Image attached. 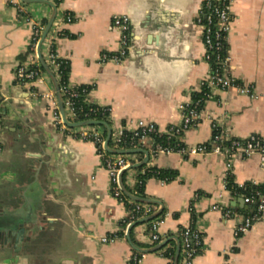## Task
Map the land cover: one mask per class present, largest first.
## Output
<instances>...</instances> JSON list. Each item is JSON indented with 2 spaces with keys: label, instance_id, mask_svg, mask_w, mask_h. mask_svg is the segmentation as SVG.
Here are the masks:
<instances>
[{
  "label": "crops",
  "instance_id": "1",
  "mask_svg": "<svg viewBox=\"0 0 264 264\" xmlns=\"http://www.w3.org/2000/svg\"><path fill=\"white\" fill-rule=\"evenodd\" d=\"M16 1L23 2L31 19L21 17L11 0H0V112L4 122L0 132V227L8 238L0 247V264H133L132 256L140 250L130 244L129 229L122 225L128 208L112 194L111 178L97 145L58 128L54 104L34 94L55 91L48 73H44L43 86L26 85L17 82L16 70L32 61L34 23L46 27L56 12L52 33L64 14L72 12L75 20L63 25L67 34L57 40V53L70 60L71 84H95L90 99L111 107L112 131L119 126L134 129L140 119L156 122L161 130L178 126L179 105L203 92L212 68L205 60L203 30L196 23L203 0ZM232 13L235 19L226 43L232 74L253 84L263 96L251 99L235 90L213 89L202 106L200 122L183 132L187 146L209 142L213 121L231 137L252 133L264 137V0H235ZM117 14L131 19V49L121 63H103L102 52L120 48V33L112 23ZM44 40L41 53L48 61V40ZM38 62L42 66L40 58ZM82 127L70 128L76 132ZM136 150L119 153L130 161L123 172L128 191L136 189L137 179L151 167L176 174L168 182L156 176L147 178L143 198L159 201L151 203V215L159 218L163 213L159 232L166 239L152 243L146 221L130 231L137 246L154 248L173 239L181 248L180 230L194 225L204 235L203 249L194 264H264V218L247 233L235 235L236 226L253 207L227 188L225 156L172 153L151 157L145 153L147 148ZM231 171L237 184L264 185L258 154L236 156ZM215 204L232 207L235 214L228 217L213 210ZM122 231L125 238L100 241L102 236ZM157 251H141V264H167L168 258Z\"/></svg>",
  "mask_w": 264,
  "mask_h": 264
},
{
  "label": "built area",
  "instance_id": "2",
  "mask_svg": "<svg viewBox=\"0 0 264 264\" xmlns=\"http://www.w3.org/2000/svg\"><path fill=\"white\" fill-rule=\"evenodd\" d=\"M16 5L19 15L30 20V16L25 10L22 1L11 0ZM235 0H203L200 12L196 18V23L203 30V41L205 44V60L211 64V72L203 83V92L201 96L195 97L190 102H184L179 105L181 116L180 125H170L165 130H161L154 121L138 120L134 129H127L124 126H119L112 131L113 144H109L112 149H139L147 148L148 155L157 157L164 154L180 153L182 155L216 153L221 154L227 159V179L232 174L233 159L236 156L249 158L254 155L261 156V164L264 168V137L257 133H252L247 137H231L221 127L217 121H213V134L209 142L198 143L187 146L182 135L185 130L197 125L202 118V106L206 99L211 95L213 89L235 90L240 95L249 96L251 99H259L263 94L259 93L253 84L245 83L237 79L232 74L231 56L226 48L227 38L232 29V23L235 19L232 13V6ZM75 20L72 12H66L64 17L55 24L54 32L50 33L47 39V58L56 70H59L61 63L57 59H62L69 63L68 58H63L57 53L55 44L62 36L64 29L63 25L71 23ZM113 26L120 33V48L116 52L104 51L100 55V61L103 63L112 61L121 63L129 55L131 49V32L132 22L127 15H114L112 17ZM45 25L41 22H35L33 25V36L31 42V51L33 53L32 61L28 64L18 66L16 70V79L20 84L40 85L45 83V75L41 70L38 62L39 50L42 52V34ZM58 76H61V71H58ZM95 84L74 85L70 82L64 90L67 93L65 100V108L67 110L66 117L70 122L96 120L91 117L92 113L99 108H91L88 112H84L83 106L77 105L76 99L84 96V102H93L90 99L91 92L94 90ZM42 98L50 100L54 104L55 124L61 130L68 132L76 138L94 142L97 145L99 153L102 156V163L107 168L112 184V194L121 202L125 203L128 208L126 217L125 230H128L132 225L139 222L141 219L150 216L154 212V207L151 204L139 202L123 191L121 181L122 173L129 167L130 161L125 154L110 152L106 147V136L99 125L83 126L80 131H73L66 123L60 111L57 102V96L54 90H43L35 92ZM102 107L104 113H107L111 118V107L98 104ZM78 110L84 112V118H79ZM4 122L0 112V132L3 130ZM161 138V139H160ZM159 139V140H158ZM150 170L144 171L149 172ZM123 183V184H122ZM236 183V182H235ZM249 183V182H247ZM237 184V188L243 190L248 189V184ZM251 185H259L255 182H250ZM125 185V184H124ZM145 186V181L141 177L137 179L136 189L129 191L131 194L139 196V189ZM228 188V182H227ZM229 189V188H228ZM230 190V189H229ZM244 202L253 207V211L245 215L242 221L235 228L237 237L247 233L252 226L263 220L264 218V188H252L250 191L241 193ZM193 211V205L190 207ZM213 210H218L224 215L231 217L235 214L232 207L215 204ZM150 222V241L158 244L166 239V236L159 232V226L162 218H153ZM182 244L180 254L182 256L180 264H194L195 257L202 251L204 243V235L202 231L194 225H187L181 230ZM120 238H125L123 234L117 233L113 235H105L100 238L102 243H113ZM162 256L166 252V248L162 246L158 251ZM143 253L136 251L132 256L133 264H141Z\"/></svg>",
  "mask_w": 264,
  "mask_h": 264
},
{
  "label": "trees",
  "instance_id": "3",
  "mask_svg": "<svg viewBox=\"0 0 264 264\" xmlns=\"http://www.w3.org/2000/svg\"><path fill=\"white\" fill-rule=\"evenodd\" d=\"M58 1L60 2L61 0H58ZM66 34H67V32L64 31L62 36L66 35ZM56 44H55V47H56ZM226 48H227V46H226ZM43 58H44V61L46 62V64L48 65V67L54 73V75H55V77H56V79L58 81L59 88H60L61 95H62L63 105H64V108H65V104L64 103H65V100H66V97H67V93H65L64 90L68 87V83H69L70 62L66 63L62 59H57V62L61 63V66H60L59 70H56L55 67L46 60V57H45L44 54H43ZM41 70L44 73H47L46 69L43 66H41ZM58 71H61V76L60 77L58 76ZM201 95H202V93L195 95V97L197 98L198 96H201ZM83 98H84V96L76 99L77 105L78 106L79 105L83 106L84 112H88L91 108H96V107L99 108L96 112L91 114L92 115L91 117L95 118L96 120H98L100 122H106L110 126L111 125V121L109 119V116H108L107 113H104L102 107H99L98 103H96V102H90V103L89 102H84ZM65 112L67 113L66 108H65ZM84 112H82L81 110H78L79 118H84ZM98 125L104 129V133H105V136H106V130H105L104 124H98ZM109 144L111 146L113 144V136L112 135H111ZM149 170H150L149 172H146L145 174H142L140 176L142 179H144L145 183H146L147 178H149L151 176L159 177L160 179H162V180H164L166 182L171 181V180H173L176 177L175 172L172 171V170H161V169L152 168V167L149 168ZM227 182H228V188L233 192L234 195H240L241 193H243L245 191H250L252 188H264V185H251L250 182L247 183L248 184V189L247 190H243L242 188H237L236 187L237 185H236V183L234 181L233 176L229 177L227 179ZM139 195H141V197H146V194L144 193V187L139 189ZM162 214L163 213H160L158 217L159 218L162 217ZM122 225H123V227L126 226V219L123 221ZM132 231H133V229L131 230V232ZM123 233H124V231L120 232V234H123ZM169 236H171V234ZM178 238L182 242V238L180 236ZM164 248H166V252H165L164 256L168 258V263L167 264H174L176 251H177V245H176L175 240L169 239L167 241V243L164 245ZM179 256H180L179 257L180 260H178L177 264H180V261H181V257H182L181 254Z\"/></svg>",
  "mask_w": 264,
  "mask_h": 264
},
{
  "label": "water",
  "instance_id": "4",
  "mask_svg": "<svg viewBox=\"0 0 264 264\" xmlns=\"http://www.w3.org/2000/svg\"><path fill=\"white\" fill-rule=\"evenodd\" d=\"M25 2H35V1H39V0H23ZM56 18V12H54L53 16L50 18V20L48 21V24L46 25L45 27V30H44V33H43V38H42V41L45 39V37L47 36L48 32L50 31L52 25H53V22ZM39 58H40V61H41V64L42 66L46 69L47 73L49 74L50 76V79L53 83V86H54V89H55V93H56V96H57V99H58V103H59V108H60V111L62 113V116L65 120V123L69 126V127H72V128H75V127H80V126H85V125H95V124H104L106 127H107V139H106V147L107 149L110 151V152H114V153H130V152H135L137 151L136 149H129V150H114V149H111L109 147V141H110V138H111V134H112V129L111 127L109 126L108 123L106 122H100V121H97V120H85V121H79V122H70L67 117H66V112H65V108H64V105H63V100H62V95H61V91H60V88H59V84H58V81L54 75V73L51 71V69L48 67V65L46 64V62L44 61V58L42 56V53L41 51L39 50ZM142 151H145V150H142ZM145 153L148 154V152L145 151ZM146 161L140 163V164H136V165H133V167H138V166H141L145 163ZM123 179V173L121 175V181ZM123 184V183H122ZM122 188H123V191L126 195H128L129 197L139 201V202H144V203H159V201L157 200H154V199H148V198H143L141 196H136V195H133L131 194L128 189L126 188V186L123 184L122 185ZM244 200V199H243ZM157 216V214L155 215H151V216H148V217H145L143 219H141L139 222L135 223V224H138V223H143V222H146V221H149L153 218H155ZM132 225L129 230H128V240L130 242V244L133 246L134 249L136 250H140L142 252H145V253H149V252H155L157 251L158 249H160L164 243L162 244H159L158 246L154 247V248H147V249H144V248H141L139 246H137L131 239V234H130V231L132 229L133 226ZM7 236H6V233L2 231L1 227H0V247L1 246H4L5 244H7L8 240H7ZM179 254H180V243H178V248H177V253H176V257H175V264L178 263V259H179Z\"/></svg>",
  "mask_w": 264,
  "mask_h": 264
}]
</instances>
